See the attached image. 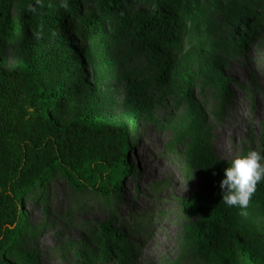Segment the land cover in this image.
Here are the masks:
<instances>
[{
	"label": "rangeland",
	"instance_id": "1",
	"mask_svg": "<svg viewBox=\"0 0 264 264\" xmlns=\"http://www.w3.org/2000/svg\"><path fill=\"white\" fill-rule=\"evenodd\" d=\"M68 1L11 0L10 17L19 20L24 10L27 17L43 18L55 3ZM212 1L196 0L200 13L190 20H204L215 68L228 79L223 86L206 72H199L188 86L162 80L153 62L155 41L138 42L131 35L111 50L110 65L94 67L74 58L67 70L48 51L57 46L80 58L78 37L46 26L35 41L19 33L0 39L1 69L27 61L45 88L70 85L83 71L93 89L80 113L93 109L124 124L130 141L131 166L114 194L76 188L61 175L25 193L24 225L8 252L13 264H117L110 258L94 260L104 223L135 247L136 264H170L188 244L184 227L196 219L187 204L199 197L221 207L236 225L239 241L226 243L240 242L264 262V208L259 202L264 180L244 210L220 201L219 189L223 169L233 158L249 149L264 151V0H225L223 9ZM131 10L142 12L141 0ZM190 45L184 36L172 54L184 56L198 71ZM158 51L165 59V51ZM136 70L144 71L142 79L134 75ZM50 113L60 126L76 114L55 108Z\"/></svg>",
	"mask_w": 264,
	"mask_h": 264
},
{
	"label": "trees",
	"instance_id": "2",
	"mask_svg": "<svg viewBox=\"0 0 264 264\" xmlns=\"http://www.w3.org/2000/svg\"><path fill=\"white\" fill-rule=\"evenodd\" d=\"M224 1L212 2L223 9ZM134 2L69 0L55 3L46 17H27L23 10V17L13 21L11 0H0V39H12L19 33L35 41L46 26L55 33L78 37L82 42L80 58L57 46L48 51L67 70L74 58L94 67L110 65L111 50L131 35L138 42L155 41L153 62L162 80L188 86L199 72H206L213 74L221 86L226 84L228 79L215 68L213 43L206 38L204 20H190L200 13L196 0H141L142 12H132ZM186 19L190 20L188 25ZM184 36L191 42L188 52L196 56L198 71L191 69L184 56L172 54ZM158 47L165 51V59ZM133 73L140 79L144 75L143 70ZM92 89L83 71L72 84L51 89L41 85L27 61L17 62L8 71L0 66V264H13L8 252L24 225L25 193L50 176L61 175L74 187L101 195L118 192L131 166L128 129L93 109L80 113ZM52 108L71 109L76 114L60 126L51 116ZM259 202L264 208V199ZM187 211L196 220L184 227L188 244L170 264H264L242 243H226L230 239L239 241V232L221 207L199 197L188 202ZM100 233L94 260L110 258L117 264H136L135 247L122 235L109 230L105 223ZM222 244L227 246L219 253Z\"/></svg>",
	"mask_w": 264,
	"mask_h": 264
},
{
	"label": "clouds",
	"instance_id": "3",
	"mask_svg": "<svg viewBox=\"0 0 264 264\" xmlns=\"http://www.w3.org/2000/svg\"><path fill=\"white\" fill-rule=\"evenodd\" d=\"M262 180H264V152L249 149L233 158L223 169V177L219 181L220 201L226 206L244 210L256 190L257 183Z\"/></svg>",
	"mask_w": 264,
	"mask_h": 264
}]
</instances>
